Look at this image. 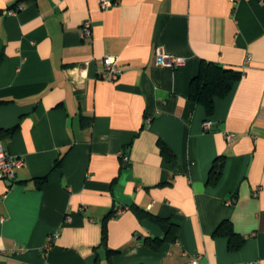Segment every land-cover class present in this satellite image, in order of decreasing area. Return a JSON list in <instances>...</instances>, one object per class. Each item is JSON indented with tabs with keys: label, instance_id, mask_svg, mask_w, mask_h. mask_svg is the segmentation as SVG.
<instances>
[{
	"label": "crops",
	"instance_id": "0c3cea01",
	"mask_svg": "<svg viewBox=\"0 0 264 264\" xmlns=\"http://www.w3.org/2000/svg\"><path fill=\"white\" fill-rule=\"evenodd\" d=\"M158 48L184 62L156 64ZM201 60L242 71L210 115L189 95ZM14 125L0 264H264V0H0V129ZM225 218L236 249L214 233Z\"/></svg>",
	"mask_w": 264,
	"mask_h": 264
},
{
	"label": "trees",
	"instance_id": "16d2710c",
	"mask_svg": "<svg viewBox=\"0 0 264 264\" xmlns=\"http://www.w3.org/2000/svg\"><path fill=\"white\" fill-rule=\"evenodd\" d=\"M115 3L117 0H111ZM242 76V71L224 67L214 61L201 60L198 72L190 81L189 95L196 103L204 106L206 114L210 115L214 111V100L216 97H224L230 93L234 83ZM16 129V125L10 128L0 129V138L10 135ZM216 165V166H215ZM222 162L214 164L210 170V179L215 181L221 172ZM111 215L118 214L117 209H112ZM215 234L224 235L228 239V246L231 249L240 247L244 238L234 232L231 221L227 218L220 221L216 227ZM105 232L102 236V243L105 244ZM113 251L108 250V254ZM95 264H101L98 258L95 259Z\"/></svg>",
	"mask_w": 264,
	"mask_h": 264
},
{
	"label": "built area",
	"instance_id": "2783aa9c",
	"mask_svg": "<svg viewBox=\"0 0 264 264\" xmlns=\"http://www.w3.org/2000/svg\"><path fill=\"white\" fill-rule=\"evenodd\" d=\"M234 2L237 0H233ZM113 2L111 0H101V6L102 7H108L112 5ZM22 8V3L18 2L13 8H10L8 11L9 13H14L18 9ZM90 29L88 23L84 24L82 27V35H89ZM115 56L112 55H105L101 63L103 65L102 72L100 75L104 78H110L115 79L120 70L117 68L115 64ZM184 62V58L172 56L165 54L161 49L158 48L155 56V63L161 64L165 66H172L176 67L181 65ZM80 80L84 77L83 74H80ZM211 121L210 119H206L203 122V126L205 129L210 128ZM232 132H226L225 137L226 140H231L233 138ZM24 164V160L22 157L14 156L12 155L3 145L2 141H0V177L6 178V179H13L15 176L16 169L18 167H21ZM124 207L117 208V212H121L124 210ZM55 236V234L53 235ZM51 239L52 237L49 236L48 240L46 242L45 248H48L51 245ZM21 249V248H20ZM184 264H202L199 255L196 256H190L188 260ZM248 264H257V262H249Z\"/></svg>",
	"mask_w": 264,
	"mask_h": 264
}]
</instances>
